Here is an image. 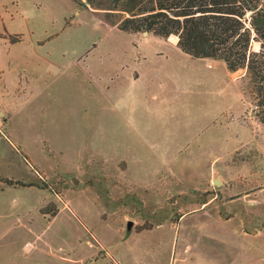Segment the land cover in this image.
I'll use <instances>...</instances> for the list:
<instances>
[{
    "label": "rangeland",
    "instance_id": "rangeland-1",
    "mask_svg": "<svg viewBox=\"0 0 264 264\" xmlns=\"http://www.w3.org/2000/svg\"><path fill=\"white\" fill-rule=\"evenodd\" d=\"M107 12L0 0V264H29L33 247L86 264H113L107 247L133 264H195L197 251L264 264V124L247 69L179 60L176 35L127 33ZM157 71L179 74L174 95Z\"/></svg>",
    "mask_w": 264,
    "mask_h": 264
},
{
    "label": "trees",
    "instance_id": "trees-1",
    "mask_svg": "<svg viewBox=\"0 0 264 264\" xmlns=\"http://www.w3.org/2000/svg\"><path fill=\"white\" fill-rule=\"evenodd\" d=\"M74 1L81 8L120 14L113 22L124 32L174 40L176 35L178 46L194 58L222 60L230 71L246 68L256 117L264 124V0ZM253 39L260 42L258 50L251 48Z\"/></svg>",
    "mask_w": 264,
    "mask_h": 264
},
{
    "label": "crops",
    "instance_id": "crops-1",
    "mask_svg": "<svg viewBox=\"0 0 264 264\" xmlns=\"http://www.w3.org/2000/svg\"><path fill=\"white\" fill-rule=\"evenodd\" d=\"M180 49L181 48L179 47V48H177V49L174 50L175 51V54H176L177 58H179V60L180 59H184V58L187 59V57H192V56H189L190 54L184 52L182 49H181L182 50L181 51ZM192 59H193V57H192ZM194 59H201V60H205L206 61V59H208V58H194ZM158 76H160L159 77V81L161 80L160 81L161 82L160 86L163 87V90H165V92H166V95L162 94V98H164V99L168 98L169 93H170V95L171 94L174 95L173 92L176 91L177 86L175 85L176 87L173 86V87L169 88L168 90H166L165 89L166 88V82H167V79H170V78L171 79H177V80H179V74L178 75L172 74L171 71L164 72V73H163V71L162 72L157 71L156 73L153 74V76H150V78H152L151 79V82L154 80V78H156ZM187 84H189V83H187ZM187 84H185V85L190 88V90L187 91V94L190 93V94L193 95V93H195V92H193L191 90L192 88L189 85H187ZM185 85H184V87L182 89H185ZM178 90H180V88H178ZM183 94H185V92H183ZM230 95L231 94H229V96ZM229 96H228V94L227 95L225 94V103H227L226 104L227 106L225 108H222L225 111L227 109H231V107H228ZM212 98H213V101H215L214 100L215 97L212 96ZM214 119H215V116L213 115V117L211 118L212 122H214ZM212 127H213V125H212ZM262 136H264V135H262ZM184 219H182V220H184ZM31 242H29V243H31ZM100 243L102 245H105L102 241H100ZM189 246H191V245H190L189 242H187V244L185 245V247L187 248ZM197 248H200L199 245L197 246ZM106 249H107L110 257L113 260V264H133L134 263V260L129 261V260L125 259L124 257L117 255L115 252L111 251L108 247ZM197 252L198 253H197V258L195 260V264H216L215 259H213L208 254H206L205 251H197ZM21 254H22V260H23L22 262H25L27 260V262L29 264H86V262H85L86 259H84L82 256H80V257H73L69 253V250H66V251L64 250V253H62V255L61 254L59 255V253H57V251L56 250H53V249L52 250H49V249H41L39 247H37V248L36 247H33L29 251L22 250L21 251ZM135 263L136 264H141V263H143V261L140 258H137V262H135Z\"/></svg>",
    "mask_w": 264,
    "mask_h": 264
},
{
    "label": "water",
    "instance_id": "water-1",
    "mask_svg": "<svg viewBox=\"0 0 264 264\" xmlns=\"http://www.w3.org/2000/svg\"><path fill=\"white\" fill-rule=\"evenodd\" d=\"M145 33H148L147 31H145ZM130 224V223H129Z\"/></svg>",
    "mask_w": 264,
    "mask_h": 264
}]
</instances>
